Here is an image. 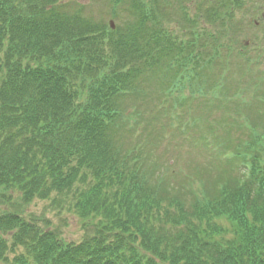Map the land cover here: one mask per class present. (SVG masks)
<instances>
[{"label": "trees", "instance_id": "obj_1", "mask_svg": "<svg viewBox=\"0 0 264 264\" xmlns=\"http://www.w3.org/2000/svg\"><path fill=\"white\" fill-rule=\"evenodd\" d=\"M230 1L233 5L200 0V15H193L186 0H0V196L9 189L29 204L36 196L72 189L79 178L87 185L71 202L85 229L80 241H67L48 228L37 230L15 209L0 215V263L264 264V112L258 111L264 101V75L250 87L255 102L247 100V89L230 94L217 76L224 56L217 46L226 44L212 41L220 28L225 34V23L219 25V20H228L234 36L238 22L231 20L236 13L249 21L260 4ZM94 2L104 5L102 13L112 8L110 17L117 22L127 17L125 23L113 29L98 19L90 10ZM174 19L188 26L179 32L170 26ZM256 45L252 58V50L241 47L250 68L263 59L264 35ZM163 60L179 69L175 84L161 89L171 106L140 114L128 130L141 128L143 137L133 147L128 141L124 150L118 133L133 106L128 100L149 99L144 85L162 71ZM211 68L218 77L212 82ZM195 82L207 84L204 96L212 93L215 108L224 106L235 116L208 121L209 135L200 142L223 165L217 171L222 174L212 188L204 180L202 202L186 206L171 195L169 172L150 162L151 142L145 132L151 119L163 122L161 127L170 119L180 122L182 117L171 108L183 106L185 83ZM249 104H254L255 114L244 121L253 130L245 141L226 146V130ZM125 117L135 116L132 112ZM182 128L190 133L187 125ZM235 168H251V180L238 182L241 176L231 173ZM158 170L161 175L155 176ZM220 181L224 184L218 189ZM222 204H232V211L224 210L239 226L235 243L221 242L214 233L200 238L192 232L191 215L211 217L210 209ZM245 205L252 207V220L240 208ZM12 232L9 245L3 235ZM18 246L22 252L13 259L6 256Z\"/></svg>", "mask_w": 264, "mask_h": 264}, {"label": "rangeland", "instance_id": "obj_2", "mask_svg": "<svg viewBox=\"0 0 264 264\" xmlns=\"http://www.w3.org/2000/svg\"><path fill=\"white\" fill-rule=\"evenodd\" d=\"M224 1L229 5H233L230 0ZM199 2L200 0H188V2L186 0L184 5L188 6L187 8L190 13L192 12L193 15L194 13L197 15L201 11V9H199ZM85 3L88 7L90 6L89 1H85ZM258 4H260V6H258L260 9L257 10V12L253 11L249 17V21L244 19L245 17L243 14L239 13H236V15L232 18L233 20H231V23L233 21L235 25V22H238V27L234 30V36L231 33L228 35L230 38H228L227 34H224L220 28L219 34L212 39L213 42L226 44L225 48L217 46V48L223 50L225 53V55L221 57L222 61L219 62V71L217 76L222 80V75L225 73V89L228 90L230 94L238 93L243 89H247L245 95L250 103L255 102V100H253L254 98H252L254 95L252 90H250V87L254 85L255 81L258 80L260 76L264 75V54L260 65L252 64V67L250 68L245 61V57L241 56L242 54L240 53V50L241 47H249V53L252 50L249 57H256V40L258 37L264 35L262 33L264 31V0H259ZM119 7L122 9L121 6ZM90 10L96 17H98V19L101 17L105 19L107 23H109V21H113L115 26L117 24L123 25L126 21V19L123 18H127L123 16L121 20L119 19L117 22L116 18L110 17L112 14V8L111 10L109 9L107 13H102L105 10V7L103 4L97 2H94L91 5ZM260 13L261 21L258 22L257 17ZM173 15L174 14H172V16ZM179 16L180 15L177 13L176 17ZM129 18H131V16H129ZM235 18H237V20H235ZM175 19L170 23V26L173 29L182 32V26H188V23H178ZM227 21L228 20L222 22L219 20V25L221 23L224 25ZM201 24L208 26V24L204 21H202ZM224 28L227 29L226 26ZM232 36L233 39L231 38ZM228 44L230 46H228ZM1 57H3V54ZM163 63L165 67L162 71H160V78H158V72L156 78H152L149 83H145L144 85L146 90L145 92L150 94L148 96L149 99L145 101L140 99V97L136 101L128 100V104L133 106L128 108L124 115L129 116V114H132L133 112L135 117L129 119L128 117L123 116L122 121H120L119 129L123 128L125 130L127 128L126 131L122 129L121 133H118L119 142L124 144V150L129 147L128 141L130 142V145L133 142H136L133 138H131L132 133H129L128 129L139 121L138 116H140V114L145 112L149 114H152V112L154 113L155 111H151V108H155L158 103H161V99L164 96L161 89H163V87L169 89L170 86H172L171 79L174 76L173 69L168 68V62L165 60H163ZM214 70V68H211L208 71V73L211 74V81L218 78L217 76L212 77ZM184 90L186 91V94L184 95H186L187 98L182 102L184 116L181 118L180 122L170 119L164 127H161L164 124L163 122H161L160 125L159 121L151 119L149 129L145 132V140H149L151 142L148 146V149L150 150V157L153 156L152 158L149 157L150 162H152L153 165L163 168V170L169 172L166 180L169 181V186L172 189L171 195H177V197L187 206L190 203L196 202L197 199L198 202H202L204 197L201 196V189L204 187V180L206 183H209V187H211L212 183L217 180L218 175L222 174L217 171H219L223 165H217L219 163L216 160V157L213 158V156H210L211 154L207 151L209 148L206 146L202 147L200 141L206 134L204 126L205 122H213L216 119L227 116V114L224 110V106H218L217 108L213 106V102L215 101L217 103V100L212 101V93H209L206 96H195L189 94V88L186 87ZM222 98L223 97H221V99ZM242 111H247V113L251 115L250 117L255 114L251 104H249V108L246 106V108H243ZM233 116L235 115L233 114ZM184 125L188 126L190 133L189 131L182 132L180 128H178V126L181 127ZM189 125L192 126L193 130L190 129ZM164 134L166 137L163 136ZM187 134L192 135V137L188 140L183 138V135ZM170 137L172 138L170 139ZM124 154V151L120 152L121 156H124ZM169 162L173 164L171 167L173 169L168 167ZM222 171L223 169L220 172ZM160 175L161 171L158 170L155 176ZM92 177L93 176L90 174L88 178L89 181ZM152 180L154 181V177ZM221 184H224V182L220 181L216 184V187ZM85 186L87 185L79 178L77 182H75L72 189L66 190L62 194L51 192L47 198H40L36 196L29 204L23 203L22 198H20V193L18 194V192L9 191L8 189L5 196H0V215L17 209L20 210L22 218H25L26 221L30 223L32 222V226L35 227V229L42 230L48 228L67 241H80L85 234V229L82 226V222H80L78 217L75 215L71 202L72 200L74 201L75 196H77L80 191L84 190ZM210 193L214 194V191L212 192L211 189ZM4 197L7 198L4 199ZM231 205L222 204L223 208L218 207L217 210L210 209L209 214L211 217H205L207 213L203 217L196 214L191 215L189 222L191 226H193L192 232L200 238L213 235L214 233L216 236L213 237L221 242L235 243L238 239L239 226L236 222L229 219V216L231 217V215H228V211H232ZM195 206H197V209L200 207L197 203ZM225 208L230 209L227 211L224 210ZM240 208L241 210H248L249 217L250 219L252 218V207L245 205V207ZM3 237L8 241L9 245L13 244V232L9 234L6 233ZM11 248L6 254V256H9L11 259H13L17 253L22 252L21 246L15 247V252H13ZM0 264H3V262Z\"/></svg>", "mask_w": 264, "mask_h": 264}]
</instances>
